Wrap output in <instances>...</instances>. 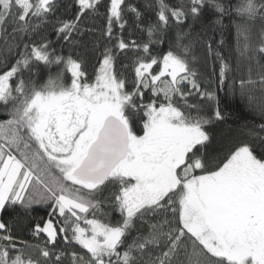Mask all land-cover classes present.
Returning <instances> with one entry per match:
<instances>
[{
  "label": "snow or ice",
  "instance_id": "snow-or-ice-1",
  "mask_svg": "<svg viewBox=\"0 0 264 264\" xmlns=\"http://www.w3.org/2000/svg\"><path fill=\"white\" fill-rule=\"evenodd\" d=\"M0 264H264V0H0Z\"/></svg>",
  "mask_w": 264,
  "mask_h": 264
},
{
  "label": "trees",
  "instance_id": "trees-1",
  "mask_svg": "<svg viewBox=\"0 0 264 264\" xmlns=\"http://www.w3.org/2000/svg\"><path fill=\"white\" fill-rule=\"evenodd\" d=\"M64 0H62V3ZM67 2H70V0H67ZM133 4H138L143 6L145 3V0H131ZM170 2L177 3L178 0H170ZM235 3L236 0H233ZM103 11V10H101ZM66 14L64 11V8L61 7L60 10L56 13V15H64ZM153 14L150 12L145 11V18L149 19L152 18ZM98 27L102 26L105 21L103 19H98L96 22ZM227 24L228 22L225 21ZM42 33L47 34L48 38L54 42V47L57 49L60 48V45L58 43H55L56 36L54 32L52 31L51 24L43 27L41 29ZM125 36L128 35L127 31L124 33ZM38 39V37H35ZM141 34L139 32H135L130 39H141ZM146 38V37H143ZM221 37L219 34L216 35V40H219ZM224 39L226 42V48L227 47H234V37L232 35H229L227 32L224 35ZM65 52H67V49H64ZM224 55H229L228 51H225L223 53ZM127 62V61H125ZM213 68V63L211 60L208 61L207 66L202 68V71L205 73H211ZM89 69L91 71V64L89 65ZM214 90H217V98L220 101V108L221 111L224 114V119L222 121H218L215 123V126L212 128V132L214 133L215 137L217 139H220L224 142H227L228 140L238 136L240 133L242 127L252 124H258L260 122L258 114L253 110V108H250L248 106L247 99H241L239 95H232L229 93L228 88L226 86H220V85H214ZM256 99L253 101V105L261 102L262 94L259 90V87L257 86V89L254 93ZM205 106L209 104L208 101L202 102ZM139 130V127H138ZM37 211L34 213V215L37 216H43L45 215V210L41 208L40 206H36ZM9 216V213H4V218L7 219ZM16 235L20 239L28 240L30 243H35L36 241L32 240L30 235L25 231L21 232L19 229L16 230Z\"/></svg>",
  "mask_w": 264,
  "mask_h": 264
}]
</instances>
